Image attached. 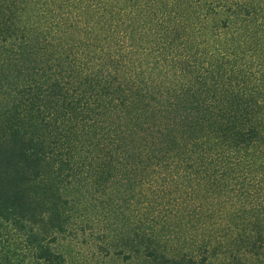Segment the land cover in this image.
Segmentation results:
<instances>
[{
	"label": "trees",
	"instance_id": "obj_1",
	"mask_svg": "<svg viewBox=\"0 0 264 264\" xmlns=\"http://www.w3.org/2000/svg\"><path fill=\"white\" fill-rule=\"evenodd\" d=\"M20 3L17 24L0 0V264H69L40 224L57 198L91 200L89 179L142 195L151 222L187 195L259 203L264 0Z\"/></svg>",
	"mask_w": 264,
	"mask_h": 264
},
{
	"label": "rangeland",
	"instance_id": "obj_2",
	"mask_svg": "<svg viewBox=\"0 0 264 264\" xmlns=\"http://www.w3.org/2000/svg\"><path fill=\"white\" fill-rule=\"evenodd\" d=\"M17 2L16 22L22 24L25 10L20 0ZM90 180L81 189L91 200L81 201L80 196L75 203L69 196L68 201L57 198L58 215L40 224L47 235H56L52 244L65 253L69 264H264V192L259 203L247 202L244 208L248 209L234 212L233 207L218 203L223 195L213 204H203L195 195L170 198L171 206L159 210L160 222H151L140 205L142 195L130 200L124 190L117 192L114 187L102 193L87 185ZM63 191L69 193L70 186ZM249 207H256L253 215ZM142 220L145 225L151 223L154 234L138 237L140 245H135L133 228ZM148 249L156 252L151 260Z\"/></svg>",
	"mask_w": 264,
	"mask_h": 264
}]
</instances>
